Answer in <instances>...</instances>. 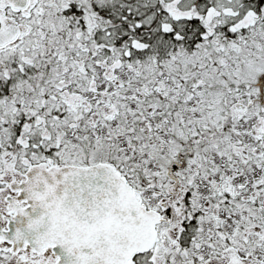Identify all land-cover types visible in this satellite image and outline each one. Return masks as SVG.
<instances>
[{"label": "snow or ice", "instance_id": "snow-or-ice-1", "mask_svg": "<svg viewBox=\"0 0 264 264\" xmlns=\"http://www.w3.org/2000/svg\"><path fill=\"white\" fill-rule=\"evenodd\" d=\"M0 264H264V0H0Z\"/></svg>", "mask_w": 264, "mask_h": 264}]
</instances>
